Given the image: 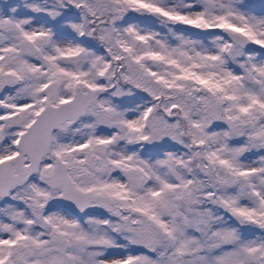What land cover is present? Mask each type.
Segmentation results:
<instances>
[{
  "label": "snow or ice",
  "instance_id": "1",
  "mask_svg": "<svg viewBox=\"0 0 264 264\" xmlns=\"http://www.w3.org/2000/svg\"><path fill=\"white\" fill-rule=\"evenodd\" d=\"M0 264H264V0H0Z\"/></svg>",
  "mask_w": 264,
  "mask_h": 264
}]
</instances>
